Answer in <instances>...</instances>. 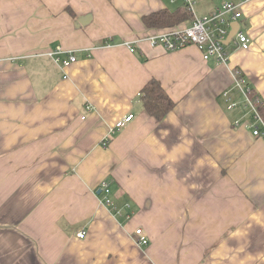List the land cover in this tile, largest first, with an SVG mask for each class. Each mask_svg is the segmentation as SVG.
I'll return each mask as SVG.
<instances>
[{
    "label": "crops",
    "instance_id": "crops-1",
    "mask_svg": "<svg viewBox=\"0 0 264 264\" xmlns=\"http://www.w3.org/2000/svg\"><path fill=\"white\" fill-rule=\"evenodd\" d=\"M226 1L241 2L194 13ZM184 4L0 0V264H264V140L243 92L264 103V0L242 3L251 46L226 64L149 43L168 29L143 17ZM153 78L176 102L163 120L141 98Z\"/></svg>",
    "mask_w": 264,
    "mask_h": 264
},
{
    "label": "built area",
    "instance_id": "built-area-1",
    "mask_svg": "<svg viewBox=\"0 0 264 264\" xmlns=\"http://www.w3.org/2000/svg\"><path fill=\"white\" fill-rule=\"evenodd\" d=\"M246 1L247 0H241V2L226 1L222 7L215 9L207 15L198 17L194 13L195 0H184V3L189 7L194 15L191 24L185 27H176L150 35L147 37V40L152 46L160 45L170 51L187 45H195L202 52L204 59L215 57L219 63L226 64L229 59L228 45L233 44L244 50L249 49L251 46V38L244 30H242L241 27H239L236 31L230 42L228 44L225 43L227 35L231 29L232 22L239 20L242 16L241 5ZM131 50H134V48ZM62 52L63 47L61 46L49 51V55L62 68L69 67L77 60L76 55L72 52H69L66 58H62ZM236 74L237 79L244 81V79H241V76L238 77L239 71H236ZM64 77H67V75L64 74ZM248 91L249 89L245 91L243 90L248 104H250L253 108L254 122L248 121L246 125L251 127L254 136L264 140V119L261 114H259L255 104L249 97ZM233 105H235V103L231 104V106ZM133 117L134 115L132 113L125 115L110 127V131L112 132L115 129L124 127L133 119ZM237 123L239 122L237 121ZM104 144H108V139L104 142ZM106 185L107 184H105V186ZM107 202L109 203L110 199H107ZM134 233L136 235L135 241L137 244L143 246L149 244L148 234L142 226L136 227ZM85 234V230H82L78 233V236L84 237Z\"/></svg>",
    "mask_w": 264,
    "mask_h": 264
},
{
    "label": "trees",
    "instance_id": "trees-1",
    "mask_svg": "<svg viewBox=\"0 0 264 264\" xmlns=\"http://www.w3.org/2000/svg\"><path fill=\"white\" fill-rule=\"evenodd\" d=\"M193 18L194 15L192 11L186 4H184L182 8L175 11L161 9L145 15L143 21L148 27L173 29L180 27L184 21L193 20ZM248 95L255 104L259 114H261L264 119L263 101L259 98V95H257L253 88H249ZM141 98L146 111L158 120H163L176 104L161 83L154 78L149 80L143 87Z\"/></svg>",
    "mask_w": 264,
    "mask_h": 264
},
{
    "label": "water",
    "instance_id": "water-1",
    "mask_svg": "<svg viewBox=\"0 0 264 264\" xmlns=\"http://www.w3.org/2000/svg\"><path fill=\"white\" fill-rule=\"evenodd\" d=\"M239 27H240V21L239 20H236V21L232 22L231 29L229 31V34L227 35V38L225 40V43L228 44L230 42V40L235 35V33L239 29Z\"/></svg>",
    "mask_w": 264,
    "mask_h": 264
},
{
    "label": "rangeland",
    "instance_id": "rangeland-1",
    "mask_svg": "<svg viewBox=\"0 0 264 264\" xmlns=\"http://www.w3.org/2000/svg\"><path fill=\"white\" fill-rule=\"evenodd\" d=\"M241 25H242L243 28L245 27V24H244L243 20H241Z\"/></svg>",
    "mask_w": 264,
    "mask_h": 264
}]
</instances>
